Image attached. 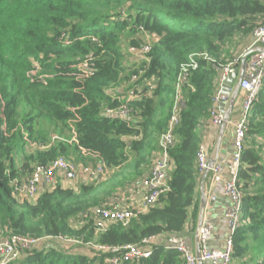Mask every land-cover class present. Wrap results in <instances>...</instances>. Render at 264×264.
<instances>
[{
	"label": "trees",
	"instance_id": "1",
	"mask_svg": "<svg viewBox=\"0 0 264 264\" xmlns=\"http://www.w3.org/2000/svg\"><path fill=\"white\" fill-rule=\"evenodd\" d=\"M258 26H264V0H0V233L106 247L158 237L149 257L125 264H186L163 241L185 233L201 175L199 125L211 119L221 69L242 57L241 46ZM149 36L150 51L126 65L129 55L138 56L130 50ZM192 59L198 67L181 87L186 106L169 153L170 190L148 212L128 226L96 230L90 210L106 203L105 194L115 196L123 178L77 190L57 184L33 202L15 194L14 180L83 150L115 171L135 157L133 172L142 176L167 129L182 66ZM85 61L91 75L78 79ZM139 71L140 80L126 88L127 95L141 87L129 119L106 114L126 98L108 91ZM44 119L55 131L38 126ZM238 185L242 213L232 264H264V81L248 121ZM56 248L26 252L11 264H109L112 257L109 251Z\"/></svg>",
	"mask_w": 264,
	"mask_h": 264
},
{
	"label": "built area",
	"instance_id": "2",
	"mask_svg": "<svg viewBox=\"0 0 264 264\" xmlns=\"http://www.w3.org/2000/svg\"><path fill=\"white\" fill-rule=\"evenodd\" d=\"M253 37L254 45L248 50H258L248 56L246 67L240 80V90L243 91L244 97L241 105L240 118L235 125L233 137L234 151L231 160L227 164V169L225 170L222 165L218 164L210 165L202 145L199 146L196 154L199 173L203 174L206 170H211L213 172L210 201L215 202L219 196H222L231 202V206L225 214L228 235L223 250L210 249L209 247V243L214 235V226L211 223L203 222L198 229L200 258L203 263L232 264L234 238L240 225L242 213L243 195L238 185L241 170V157L248 132V121L251 110L264 81V26L255 28ZM149 51L150 46L147 42H144V45L140 49L132 48L130 50L131 53H135L139 57H142ZM239 64L240 59H234L231 63L223 66L221 69V86L222 83L227 80L236 65L239 66ZM197 67L198 65L193 59L190 63L182 66L181 74L176 83L177 93L174 99L172 114L167 129L160 135L158 151L154 153L152 165L147 173L140 177L133 185V189L142 194L140 201L125 206L127 202L119 203L115 200H111L101 206L92 208L90 210V220L94 223L97 231L105 232L109 225L115 223L128 226L132 219L148 212L151 207L159 202L161 197L169 192V172L171 170L169 153L176 143L175 131L180 124L181 112L186 106L181 87L183 83L186 82L190 70H195ZM90 72V64L85 61L84 64L79 67L76 76L78 79H84L91 75ZM141 75L142 71L133 73L130 80H128L129 87L138 82ZM136 89L139 91L141 87L136 85L135 88H130L123 104L116 109L107 108L105 113L121 119H129L132 111L130 104L138 98ZM153 89L154 86H151L150 90ZM220 101H222V99L220 98L219 91L214 98V104L210 114V118L215 125H222L225 121L224 113L219 112L215 106L216 103ZM55 139L56 136L53 137V140ZM72 141H76V134H73ZM32 145L36 146L35 143ZM81 170L94 182H103L113 172V170L106 167L103 162L96 165H81L73 160L60 157L49 165L36 166L32 173L25 179L14 180L15 194L21 199H27L33 202L39 197L41 190H47L57 185L60 178L67 181L77 180ZM125 194L126 192L120 194V196ZM115 197L118 196L115 195ZM45 239H57L64 243L77 242L90 251L94 249L104 252L109 251L112 254V257L108 259L109 264H125L149 257L152 253V245L156 243L158 237L145 238L138 245L106 247L95 241L81 242L78 239H68L63 236L34 239L13 234L9 237L0 239V264H11L22 259L26 252L35 250L36 244ZM163 244L166 249L179 253L186 264H198V258L193 254L184 234L169 236L164 239Z\"/></svg>",
	"mask_w": 264,
	"mask_h": 264
},
{
	"label": "crops",
	"instance_id": "3",
	"mask_svg": "<svg viewBox=\"0 0 264 264\" xmlns=\"http://www.w3.org/2000/svg\"><path fill=\"white\" fill-rule=\"evenodd\" d=\"M147 39L149 42V40H152V37L149 36L147 37ZM252 45H254V38L250 37L249 42L241 46V51H243V53L245 54L246 52L249 51L248 49H250ZM131 56H132L131 62L126 65H130L133 62L138 63L141 61V57L136 56V55L134 56L131 55ZM240 61H241V58H240ZM128 67L129 66H127V68ZM237 68L240 69V65ZM239 78H240V75L238 73L235 79L234 86L236 85V82L239 81ZM218 84L220 85L219 90H221V84L220 83ZM127 85H128V81H126L125 78L123 77V79L119 83H117L114 87H112L108 91V93L111 96H120L121 98L124 96H127L126 95V90H127L126 88L128 87ZM234 86H233V90L230 93L229 99L222 100L216 103L215 106L219 112H221V108H222L221 102L225 103V108H224L225 111L227 112L229 110L231 98L233 96ZM243 97H244V93L243 91L240 90L237 95L235 105L233 106V108H230V113L228 115L229 117L228 123L226 126L222 127L224 124L215 125L212 122V120L209 119L207 121H203L199 125V129H198L199 136L201 139L200 145H202L205 149L208 162L211 165H214V164L222 165L225 170L227 169V164L231 160L232 154L234 151L233 137H234L235 125L238 123L239 118H240V111H241ZM53 135H54L53 137H55V134ZM69 159L81 165H96L98 163H101L98 155L91 154L86 151H81V153L78 155L73 154ZM135 160L136 158L132 157L127 164L121 167L122 169L121 168L116 169L117 171L113 170L114 175H112L111 177H107L102 183H100L102 185L104 184L105 186L109 187V184L107 182H109L110 180L113 183V180H121L123 178L124 187L121 186L123 188L119 189V191L117 192L116 195L118 197L113 196L114 194H109L108 196L107 194H105L106 196V198L104 199L105 202H108L111 200H115L116 202H119V203L127 202L125 206H128L133 202L140 201L142 194H140V192L138 191H135L133 189L134 187L133 185L140 177L144 176L147 173V171L149 170L151 166L145 170L142 176H139L138 173L133 172L132 165L135 162ZM127 169H129V171L125 172L127 171ZM120 170H123L126 173V175L125 173H122V176L115 177L116 175H119L121 173ZM27 176L28 175L21 177V179H25ZM124 176H130L131 180H128L126 182V180L124 179ZM109 178L110 180L106 182V180H108ZM212 178H213V172L211 170L209 171L206 170L203 174L200 175L199 180H198V187L195 193V203H194V206L190 209L191 215H190L189 223L184 233V235L186 236L187 243L191 247L193 254L196 256L199 251L196 234H197V228L199 225L200 217H202V212H203L202 206L203 205H204L203 222H209L214 226L213 239L209 243L210 249L223 250L226 245L228 227H227V221L225 219V214L228 208L231 206V202L222 196H219L215 202L210 201V196H211V191H212ZM89 183H94V182L90 177L85 175L82 170L80 171L79 177L77 180L67 181V180H62L60 178L58 182V184H60L61 186L71 187L75 190L79 189L81 185L89 184ZM116 184L118 185V183ZM124 192H126V194L120 196V194H123ZM204 197L206 199L205 201H204ZM193 212H196V214L192 215ZM36 245H37L35 248L36 250L37 249L38 250L48 249L50 247L52 248L57 247L58 250L65 252V253L69 252V253H75V254L76 253L85 254L87 251L90 252V250L86 249L85 247H83L81 244L77 242L76 243L75 242H65L64 243L57 239L41 240ZM203 264H210V263L204 262Z\"/></svg>",
	"mask_w": 264,
	"mask_h": 264
},
{
	"label": "water",
	"instance_id": "4",
	"mask_svg": "<svg viewBox=\"0 0 264 264\" xmlns=\"http://www.w3.org/2000/svg\"><path fill=\"white\" fill-rule=\"evenodd\" d=\"M258 49H251L249 50L248 52H246L242 57H241V61H240V69L239 68H234L231 72V74L228 76L227 80L224 81L222 83V86H221V90H220V98L222 100H226V99H229L230 97V93L231 91L233 90V86L235 84V79L239 73L240 75V78H239V81L236 82V85L234 86V91H233V96L231 98V102H230V107H229V110L226 112L225 111V103L224 102H221V112L224 113L225 115V121H224V126L227 125L228 123V115L230 113V108H233V106L235 105L236 103V98H237V95L240 91V80H241V77L244 73V70H245V67H246V63H247V60H248V56L251 55L254 51H257ZM226 112V114H225ZM211 165V164H210ZM206 197V195H205ZM204 197V201L206 200ZM202 211L204 212V205L202 206ZM203 212H202V217H200V221H199V225H198V228H197V234H196V239H197V242H198V229L199 227L202 225L203 223ZM198 253H197V258H198V264H203V262L201 261V258H200V246H199V243H198Z\"/></svg>",
	"mask_w": 264,
	"mask_h": 264
},
{
	"label": "rangeland",
	"instance_id": "5",
	"mask_svg": "<svg viewBox=\"0 0 264 264\" xmlns=\"http://www.w3.org/2000/svg\"><path fill=\"white\" fill-rule=\"evenodd\" d=\"M144 42H147V43H149V42H151L152 40H149V42H148V39H146V40H143ZM131 60H132V56H128V58H127V61H128V63H130L131 62ZM240 65V64H239ZM238 67V66H237ZM237 67H235V68H237ZM220 91V90H219ZM37 124H38V126L40 125V127L41 128H44V129H49L50 131H55V128L53 127V126H51V123L49 122H47L45 119L44 120H39V121H37ZM21 155V154H20ZM129 171V169H127V171H125V172H128ZM112 175H114L113 174V172H112V174L109 176V177H111ZM130 175H131V173H130ZM110 180V178L108 179V180H106V181H109ZM94 182V181H93ZM113 182H115V180H113ZM116 186H118V185H116ZM115 186V187H116ZM2 238H5L4 237V235H3V233L1 232L0 233V239H2ZM82 242V241H81ZM76 243V242H75Z\"/></svg>",
	"mask_w": 264,
	"mask_h": 264
}]
</instances>
